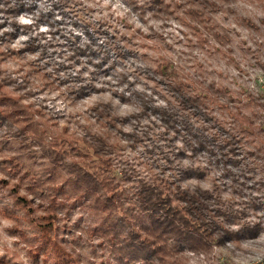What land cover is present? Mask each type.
Returning a JSON list of instances; mask_svg holds the SVG:
<instances>
[{
  "label": "rangeland",
  "instance_id": "1",
  "mask_svg": "<svg viewBox=\"0 0 264 264\" xmlns=\"http://www.w3.org/2000/svg\"><path fill=\"white\" fill-rule=\"evenodd\" d=\"M21 1L25 9L13 19L20 26L31 23L33 26L20 29L11 47H24L30 34L37 37L40 47L32 53L23 52L18 60L5 56L0 59V78L4 77L0 93L5 97L0 99V107L8 103L6 96L15 100L21 108L19 113L29 116L46 130V139L40 143L31 140L26 133L21 139L14 135L9 121L0 124V264H33L28 253L35 245L33 232L36 229L32 222H42L46 211L54 215V237L71 253L76 264H117L114 253L106 245L101 247L97 233L93 232L103 223L101 215L87 208L84 201L65 198L69 188L62 193L56 191L59 186L55 190L48 187L46 169L52 164L60 166L63 177L70 176L65 167L71 160L80 167L84 165V171L99 174V178L115 176L124 185L126 194L131 195V182L119 173L122 168L140 178L167 176L172 171L170 166L175 167L173 164L177 163L178 159L173 156L177 148L181 150L182 165L191 162L192 155L180 138L172 140L170 144L174 148L171 149L165 137H157L163 130L157 113L149 118L136 116L137 122L125 121L120 127L123 132H131L136 126L137 131L143 132L145 144L139 142L129 147L126 138L117 133L118 137L112 141L113 153L106 159L110 163L108 172L99 169L98 157L80 143L74 149L85 154L81 159H72L63 152L67 142L58 144L57 153L53 151V136L70 140L81 133L82 126L88 122L93 124V118L89 117V107L93 104L110 101L121 117L138 115V107H135L138 101L134 96L128 103L111 96L115 89L111 85L120 79L121 72L127 79L138 82L135 87L138 91L143 88L149 92L153 88L149 104L171 107L215 142L228 144L224 133H239L238 145L242 144L239 152L244 154V158L238 156L242 161L238 159V163L226 165L216 162L209 153H199L192 161L206 168L204 175L183 181L190 187L200 184L215 189L220 195L221 208L227 212L222 226L244 229L241 239L206 250L192 248L185 242L169 241L153 259L137 256L134 264H264V152L261 148L264 143V0ZM185 7L197 10L201 19L184 13ZM207 11L211 13L206 15ZM110 24L114 28H109V33L115 32L121 40L118 42L123 55L116 69H109L105 75L103 71L108 65L95 69L92 66V62L105 56L100 47L104 34L97 35L89 26L103 30V25ZM86 26L88 36L84 33ZM214 34H218L217 37ZM89 38L92 41H88ZM71 40L82 48L84 43L90 42L91 50L76 60H67ZM5 48L0 46V50ZM113 53V50L108 51L106 58L112 61ZM29 59L40 67L39 73L27 64ZM159 63L177 69L192 82L195 91L202 96L200 110L205 115L181 109L171 94L165 92L158 82L159 75L154 72ZM75 72L79 77L74 76ZM105 80L112 82L110 86ZM88 84L105 91L75 95L80 86L88 88ZM96 128L94 124L93 129ZM163 144L166 147H162ZM247 149L260 150L262 157L254 153L246 155ZM54 155L56 161L53 162ZM225 166L229 173L223 171ZM25 168L30 172L28 178L23 177ZM18 194L27 199L26 209L15 204ZM53 196H56L55 201H51ZM120 218L119 212L109 216V220L122 223ZM250 226L258 230L254 238L245 233V228ZM122 232L125 234L127 228H122Z\"/></svg>",
  "mask_w": 264,
  "mask_h": 264
},
{
  "label": "trees",
  "instance_id": "2",
  "mask_svg": "<svg viewBox=\"0 0 264 264\" xmlns=\"http://www.w3.org/2000/svg\"><path fill=\"white\" fill-rule=\"evenodd\" d=\"M189 3L191 2L189 1ZM24 5L25 3L21 0H16L14 3H11L10 0H2L0 3V46H6L5 49L0 50V59H4L5 56L18 60V55L25 54L23 52L32 53L40 47L38 41H36L37 37L31 34L24 41V47L19 49L11 47V41L17 36L20 29H30L33 26L32 23L20 26L13 19L15 14L25 9ZM210 6L212 7V4ZM71 11L73 10L71 9ZM210 11L213 12L214 10L210 9ZM211 12L207 11L205 13L207 15V13ZM184 13L189 16L194 15L195 18L201 19L202 17L197 10L190 7H185ZM111 27H113L112 24L103 25V30H100L98 27L89 26L90 31L93 29L97 35L104 34L101 40L103 45H100V47L104 49L102 52L105 56H102L96 62H92L89 59V62H92L94 69L108 65L103 71L106 73L105 75H108L109 69L116 67L118 59L123 55L122 48H120L118 42L121 40L116 37L115 32L109 33L108 29ZM84 33L88 36L87 26ZM214 35L217 37L218 34ZM121 36L125 37L124 35ZM74 41L71 40L68 44L70 53L66 56L67 60H76L89 49L91 50L90 42L84 43L82 48V46L74 45ZM88 41H92V39ZM41 48L43 49V47ZM110 50L114 52L112 61L106 58ZM27 64L32 67L34 72L39 73L41 71L33 59L27 60ZM154 72L159 75L160 80L158 82L164 86L165 92L171 94L181 109L190 110L194 115H205L200 110L201 94L195 91L196 89L192 82L182 77L177 69L168 68L159 63ZM77 73L75 72L74 76L79 77ZM91 80H93L92 77L89 81L92 82ZM134 81L136 80L127 79L125 73L121 72L120 79L111 85L115 87L111 91V96L123 103H128L131 101V96H134L138 101L135 106L138 107V115L130 114L121 117L117 114L110 101H101L93 104L89 107V117L93 118V124L88 122L85 126H82L81 133L78 136L70 137V140L53 136V139H55V143L51 144L53 151L57 153L58 144L67 142L68 146L63 152L66 155H71L72 159H81L84 158L85 154L74 149L75 145L80 143L85 149L92 151L98 157L99 169L103 172H108L110 163L106 159L113 153L115 144L112 141L118 137L117 133L119 135L122 134L126 138L125 141L130 143L129 147H135L136 143L138 144L139 142L145 144L143 132L137 131L136 126H133L134 131L132 130L131 132H123L120 127L125 121L137 122L136 116L142 118L143 115H147L146 117L149 118L154 113H157L158 121L163 124L162 133H158L157 137L159 139H161V136L165 137L171 149L174 148L170 144L172 140L180 138L190 151V155H192L191 162L183 166L179 158L181 150L176 147L177 150L173 156L178 160L177 163L173 164L175 167L170 166L169 169H172V171L167 176L163 175L161 177V174H159L156 179L150 177L140 178L133 172L122 168L119 173L123 174V178L131 182L130 188L133 189L132 194L128 195L125 192L124 185L116 180L115 176L99 178V174L84 171V165L80 167L75 161L72 162L71 160L70 164L65 167L70 171V176L63 177L60 172V166L54 164L46 169L50 181L48 187L55 190L59 186L56 191H61L62 193H64L63 189L69 188L70 192L65 198H71L78 202L84 201V205L87 208L101 215L103 223L100 227L95 228L93 232L97 233L101 247L106 245L107 248L111 249L117 264H134L133 261L136 260L137 256H142L144 259L149 260L153 259L162 250L163 244L169 241L185 242L192 248L206 250L208 247H222L225 242L240 240L244 229L234 230L233 228L222 226V221L227 218V212L225 208H221L220 195L215 192V189L202 187L200 184H195L193 187L183 184V181L191 178H200L204 175V169L206 168L196 165L192 161L193 157L199 153H209L215 157L216 162L226 165L228 162L236 164L238 159L242 161L244 154L239 152V150L242 151V149H239L242 144L238 145L241 141L240 134L224 133L225 138L229 140L228 144L221 143L222 141L215 142L214 139L204 136L195 126L190 124V121H186L184 115L177 113L171 107L149 104L150 98L154 95L153 93L151 94L153 88L149 89V92L143 88L142 91H138V89H135L138 82L136 81V84ZM3 83L4 77H1L0 85H4ZM105 83L110 86L109 84L112 82L105 80ZM120 88L122 89L120 90ZM9 91L7 90V92ZM88 91L103 92L105 89L96 87L94 84H88V88L85 85L80 86L76 90L75 95H84ZM107 91H110V89ZM1 98H5L3 93H0ZM6 98L9 99L8 103L0 107V124L8 123L9 121L15 136L22 139V137L28 135L31 140L44 143L46 130L31 121L29 116L19 113L21 108H19L15 100L8 96ZM94 124H97L96 129H93ZM148 127L147 124V129ZM25 133L26 135H24ZM163 145L162 147H166L165 144ZM261 148L262 152H264V143H262ZM247 153L258 154L260 158L262 157L261 151L258 149H247L246 155ZM239 155L242 158H238ZM54 157L53 162L56 161V155ZM168 162L173 163L170 160ZM18 165H21V163H18ZM222 169L224 172L229 173L226 166ZM29 176L30 172L25 168L23 177L28 178ZM15 187L13 189L17 192L18 189ZM55 198L56 196L51 197V201H55ZM26 203L27 199L24 196L16 195V205L26 209ZM27 209L31 210L30 208ZM113 212L120 213L122 223L109 220V216ZM46 213L45 217L42 218V222L36 224L32 222L33 228L36 229L33 232L35 245L29 248L28 253L32 258L33 264H38V261L48 264H76L71 253L65 250L54 237V215L50 211H46ZM122 228H127L125 234H123ZM257 232L258 230L253 226L245 228V233L251 238L256 237Z\"/></svg>",
  "mask_w": 264,
  "mask_h": 264
},
{
  "label": "clouds",
  "instance_id": "3",
  "mask_svg": "<svg viewBox=\"0 0 264 264\" xmlns=\"http://www.w3.org/2000/svg\"><path fill=\"white\" fill-rule=\"evenodd\" d=\"M21 19H23V18H21Z\"/></svg>",
  "mask_w": 264,
  "mask_h": 264
}]
</instances>
